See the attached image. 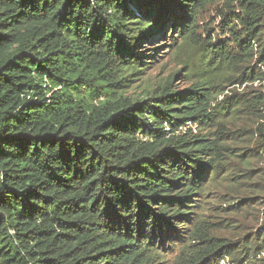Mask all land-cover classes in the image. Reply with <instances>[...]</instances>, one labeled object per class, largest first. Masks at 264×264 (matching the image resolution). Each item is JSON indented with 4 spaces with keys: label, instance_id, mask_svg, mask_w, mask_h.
Instances as JSON below:
<instances>
[{
    "label": "trees",
    "instance_id": "obj_1",
    "mask_svg": "<svg viewBox=\"0 0 264 264\" xmlns=\"http://www.w3.org/2000/svg\"><path fill=\"white\" fill-rule=\"evenodd\" d=\"M144 45L190 86L131 93ZM257 160L264 0H0V264L262 263L201 213Z\"/></svg>",
    "mask_w": 264,
    "mask_h": 264
},
{
    "label": "rangeland",
    "instance_id": "obj_2",
    "mask_svg": "<svg viewBox=\"0 0 264 264\" xmlns=\"http://www.w3.org/2000/svg\"><path fill=\"white\" fill-rule=\"evenodd\" d=\"M151 48L153 46L144 45L141 49L147 55L155 54V60L146 58V62L153 64L148 67L145 77L134 85L131 93L140 95L147 85L154 86L169 77L173 79L174 89L179 90V88L190 86L191 81L185 76L186 70L180 71L181 55L173 53L166 45L161 47L157 53L152 52ZM254 169L260 179L257 177L250 179L232 177L225 181L220 179L214 184L212 191H209L206 204L201 207V213L210 224L214 225L215 236L238 242L239 239L248 235L252 236L264 228V202L258 199V196L264 195V162L257 160ZM238 174L243 176L242 173ZM256 182L259 187L255 186ZM174 256L170 254L166 259V264H172ZM224 264L233 263L230 260ZM246 264H264V260L262 263L252 260Z\"/></svg>",
    "mask_w": 264,
    "mask_h": 264
}]
</instances>
